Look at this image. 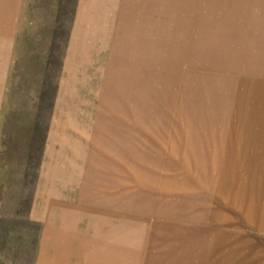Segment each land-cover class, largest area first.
<instances>
[{
    "label": "rangeland",
    "instance_id": "obj_1",
    "mask_svg": "<svg viewBox=\"0 0 264 264\" xmlns=\"http://www.w3.org/2000/svg\"><path fill=\"white\" fill-rule=\"evenodd\" d=\"M235 5L0 0V264H264V12Z\"/></svg>",
    "mask_w": 264,
    "mask_h": 264
},
{
    "label": "crops",
    "instance_id": "obj_2",
    "mask_svg": "<svg viewBox=\"0 0 264 264\" xmlns=\"http://www.w3.org/2000/svg\"><path fill=\"white\" fill-rule=\"evenodd\" d=\"M234 1L236 3V5H235L236 10L241 9L243 11L245 10L248 12H251V11L252 12H264V0H258V1L257 0H234ZM250 15L254 16L255 14H250ZM228 23L233 25V26H236L235 22L231 23L230 21H228ZM262 48H264V46ZM50 189H51V190H49L50 194L48 196H46V198H43L44 200H42L43 206L40 205V209H42V210H39L40 214L43 215L42 219L44 220V223H45V225H44L45 228L42 231V233H43L42 244H41L42 250H45L47 248L48 244L46 245V243L48 240L50 241L51 238L57 239V236L55 235L56 237H53V234L50 235V238H48V236H47L48 234H50L52 232H56V230H57V228H56V230L50 229V226H53L55 224V222L52 221V218L54 216L52 211L55 208H57V205L64 204L63 203L64 201L66 203L68 202L67 200H61V198L64 197L65 199H67V197L56 194L60 190V189H57V186H55V185L51 186ZM59 192H62V191H59ZM67 192H69V191L64 190V193H67ZM58 199L60 201H58Z\"/></svg>",
    "mask_w": 264,
    "mask_h": 264
},
{
    "label": "bare ground",
    "instance_id": "obj_3",
    "mask_svg": "<svg viewBox=\"0 0 264 264\" xmlns=\"http://www.w3.org/2000/svg\"><path fill=\"white\" fill-rule=\"evenodd\" d=\"M256 90V89H255ZM264 140V138H263ZM251 147V143H249L247 146H246V149L249 150ZM238 157L237 159L235 160L236 161V165L237 166H240V168H242V166L244 165V161L243 160H247L248 157H246V159L244 158V155L247 154V151L246 150H239L237 152H235ZM264 164V162H263ZM262 163L259 164V167L257 166V170L259 172H261L263 169V167L261 169H259L262 165ZM251 178V179H250ZM249 180L246 181V182H241L238 184V187H237V192L239 193L242 189V187H249L250 189L252 188L251 192H252V196H253V205H254V210L256 211V208L257 206H255V203H256V198H255V193L254 192H257L256 193V197H258L262 187H263V182L262 180H256V178L254 176H250ZM248 208V213H251L253 211V207H252V202L251 204H249V206L247 207ZM263 214V213H262ZM250 216V215H249Z\"/></svg>",
    "mask_w": 264,
    "mask_h": 264
}]
</instances>
